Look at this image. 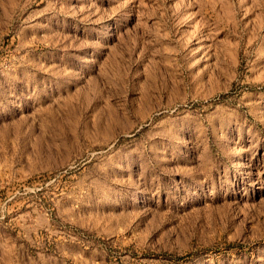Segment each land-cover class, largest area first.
Here are the masks:
<instances>
[{
  "label": "rangeland",
  "instance_id": "obj_1",
  "mask_svg": "<svg viewBox=\"0 0 264 264\" xmlns=\"http://www.w3.org/2000/svg\"><path fill=\"white\" fill-rule=\"evenodd\" d=\"M0 264H264V0H0Z\"/></svg>",
  "mask_w": 264,
  "mask_h": 264
}]
</instances>
